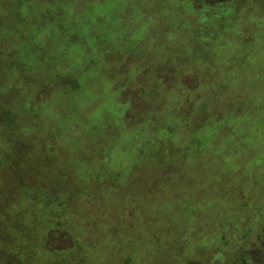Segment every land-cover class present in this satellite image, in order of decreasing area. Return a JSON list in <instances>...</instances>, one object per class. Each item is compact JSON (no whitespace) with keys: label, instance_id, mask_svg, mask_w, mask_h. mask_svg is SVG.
I'll return each mask as SVG.
<instances>
[{"label":"rangeland","instance_id":"374dc122","mask_svg":"<svg viewBox=\"0 0 264 264\" xmlns=\"http://www.w3.org/2000/svg\"><path fill=\"white\" fill-rule=\"evenodd\" d=\"M235 143L264 188V0H0V264L205 263L204 231L144 228L141 181L205 190Z\"/></svg>","mask_w":264,"mask_h":264},{"label":"trees","instance_id":"16d2710c","mask_svg":"<svg viewBox=\"0 0 264 264\" xmlns=\"http://www.w3.org/2000/svg\"><path fill=\"white\" fill-rule=\"evenodd\" d=\"M226 152L231 155L225 168L211 160L209 170L212 167L216 176L209 178L208 175L206 182L201 181L206 186L205 190L196 191L194 186L199 178L203 179L204 171H199L196 175L193 170L189 172L183 166L176 165L158 169V172L154 169L145 172L140 186L141 202L144 201V206L141 208L139 220L144 228L154 231L153 233L177 231L198 235L204 231L207 234L206 239L213 242V246L205 253L210 259H206L204 264L221 258L233 263L234 260H245L246 255H257L264 250V202H260L255 213L249 206L252 203V194L254 197L253 192L264 191L260 182L263 175L257 176L255 167L252 171L243 170L252 156L246 144H232ZM135 157H131L130 161ZM236 158L242 167L239 169L237 164L230 171L229 167ZM135 171L130 172L133 174ZM167 193L168 198L165 199ZM214 195L211 200L210 197ZM165 200L173 201L171 208L159 209L158 203ZM148 224H157L158 227H150ZM253 226L256 228L252 229Z\"/></svg>","mask_w":264,"mask_h":264},{"label":"flooded vegetation","instance_id":"af4514ba","mask_svg":"<svg viewBox=\"0 0 264 264\" xmlns=\"http://www.w3.org/2000/svg\"><path fill=\"white\" fill-rule=\"evenodd\" d=\"M205 2L207 1L208 3H214V4H221V3H227L230 0H204Z\"/></svg>","mask_w":264,"mask_h":264}]
</instances>
